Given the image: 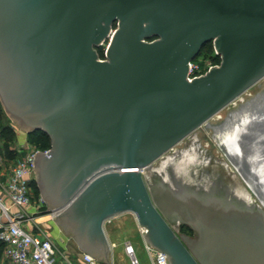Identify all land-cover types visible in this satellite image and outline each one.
<instances>
[{
    "label": "water",
    "instance_id": "95a60500",
    "mask_svg": "<svg viewBox=\"0 0 264 264\" xmlns=\"http://www.w3.org/2000/svg\"><path fill=\"white\" fill-rule=\"evenodd\" d=\"M209 42L221 62L190 80ZM263 78L264 0H0V103L21 130L50 137L35 158L40 196L65 235L107 264L105 225L125 212L170 264H203L141 170ZM245 151L264 184V150Z\"/></svg>",
    "mask_w": 264,
    "mask_h": 264
},
{
    "label": "rangeland",
    "instance_id": "374dc122",
    "mask_svg": "<svg viewBox=\"0 0 264 264\" xmlns=\"http://www.w3.org/2000/svg\"><path fill=\"white\" fill-rule=\"evenodd\" d=\"M108 44L109 40L100 48L105 51ZM195 61L207 64L210 60L204 54H199ZM262 120L264 78L210 119L208 124L199 127L177 144L174 150L171 149L150 167L141 170L154 202L168 220L173 216L192 217L194 220V229L186 223L173 227L184 240V237L194 240L192 243L195 246L185 242L197 252L203 264H264V218L259 208L252 205L256 204L252 203L249 193L263 210L264 206L222 146L225 145L222 136L225 132L236 125H241L238 128L245 125L247 129L244 126L239 132L242 141L247 143L245 149L248 148L252 153L264 150V142L259 137L264 136ZM195 138L199 147L194 148L197 149L190 148ZM222 161L227 162L235 174L226 172ZM238 178L242 182L240 185ZM244 186L250 190L249 193ZM39 197L34 191L33 204L38 202ZM49 208L45 203L44 211L37 215L52 220L45 228H56L70 246L76 244L72 237L68 238L57 226ZM105 231L112 246L108 264H134L127 252L128 245L134 246L139 264H152L144 230L134 213L125 212L110 219ZM100 263L107 264L103 261Z\"/></svg>",
    "mask_w": 264,
    "mask_h": 264
},
{
    "label": "built area",
    "instance_id": "2783aa9c",
    "mask_svg": "<svg viewBox=\"0 0 264 264\" xmlns=\"http://www.w3.org/2000/svg\"><path fill=\"white\" fill-rule=\"evenodd\" d=\"M113 32L114 29L107 39L109 42ZM216 65L219 64L211 61L202 64L194 60L190 63L188 78L192 80L199 77ZM48 150L38 149L30 143L22 145L18 149L22 157L12 167L8 181L3 184L0 182V244L4 262L6 264H101L89 253L83 252L73 257L67 247L51 236L47 228L38 221L37 215L44 211L45 202L39 197L38 202L33 205L34 190L31 184L35 180V158L39 152ZM49 211L54 215L50 208ZM130 250L133 252V249L127 246L128 253ZM149 251L152 264H170L166 253L152 247H149Z\"/></svg>",
    "mask_w": 264,
    "mask_h": 264
},
{
    "label": "bare ground",
    "instance_id": "6f19581e",
    "mask_svg": "<svg viewBox=\"0 0 264 264\" xmlns=\"http://www.w3.org/2000/svg\"><path fill=\"white\" fill-rule=\"evenodd\" d=\"M249 94V93H248ZM240 100V99H239ZM236 101V100H235ZM245 104V103H244ZM240 108V107H239ZM238 109V108H237ZM232 110V109H231ZM233 112V111H232ZM237 112V111H236ZM231 113V112H230ZM221 116V115H220ZM247 118V117H245ZM225 120V119H224ZM263 123H264V120H262ZM251 122V121H250ZM222 123V122H221ZM220 123V124H221ZM262 123V124H263ZM208 124V123H207ZM258 124V122H257ZM239 126L241 125H236L234 128H231L229 129L227 132L224 133L223 136V141L225 143V145L223 144L222 146H224V150L226 152V154L233 160V162H235V166H237L239 169H241L242 171V174L247 178L248 182L251 184V186L255 189L256 192L259 193L262 201H264V184H261L259 185V182L257 177L255 178L254 174H253V171L251 172V170L245 168V166H243V158H245L244 156V153L246 152L244 149V146H246V142H243L242 141V136L240 135L241 133L240 130L245 126L243 125V127H240L238 128ZM212 127V126H211ZM247 126H245L246 128ZM247 129V128H246ZM207 132V131H206ZM215 132V131H214ZM195 133V132H194ZM241 138V141H240V138ZM249 136H247L246 138H248ZM261 137V136H259ZM239 138V139H238ZM211 139V138H210ZM239 141H240V144H239ZM198 140L197 138L194 139L193 141V145L190 147V148H193V147H199L198 145ZM245 143V144H244ZM210 145V144H209ZM189 148V149H190ZM174 150V149H173ZM172 150V151H173ZM183 150V149H182ZM204 150V149H203ZM184 151V150H183ZM188 151V150H186ZM207 151V150H206ZM173 153V152H172ZM171 153V154H172ZM185 153V152H184ZM168 158V157H167ZM216 158V157H215ZM166 160V159H165ZM214 160V159H213ZM217 161V160H216ZM223 163V168L226 170V172H231V173H234V171L232 170L231 166L229 164H227V162H224L222 161ZM229 174V173H228ZM235 174V173H234ZM230 177H232L231 174H229ZM236 178H237V175H236ZM182 184V183H181ZM238 184H242V182L239 180L238 178ZM238 186V185H237ZM245 190L249 193V191L247 190V188L244 186ZM239 190V189H238ZM249 197L251 198V201L252 203H255L256 205L252 204L253 206H257L259 208V211L260 213L262 214L263 218H264V210H263V207L261 206V204H259L258 202H256V200L254 199V197L252 196L251 192L249 193ZM169 213V212H168ZM169 222L172 224V226H180L181 223H186L190 226H192L193 228L195 226H193V222L194 220L191 218H187L186 216H180V217H177V216H173V217H170L169 218ZM185 240L194 245L192 242H194L193 239L189 238V237H184ZM199 238V237H198ZM129 247H131L133 249V253H134V246L132 245H128ZM195 246V245H194ZM193 247V246H192ZM197 250V249H196ZM128 252V251H127Z\"/></svg>",
    "mask_w": 264,
    "mask_h": 264
},
{
    "label": "trees",
    "instance_id": "16d2710c",
    "mask_svg": "<svg viewBox=\"0 0 264 264\" xmlns=\"http://www.w3.org/2000/svg\"><path fill=\"white\" fill-rule=\"evenodd\" d=\"M98 52L101 58H104V50L102 48H98ZM207 56V58L213 62L214 64H220L221 57L220 55L216 54L214 51L213 43L209 42L207 43L202 51L200 52V55ZM0 121L2 122L0 126V140L4 141L3 149L4 153L7 156L8 159H14L18 154L17 152L12 149V145L15 142V128L11 122V120L8 118L6 113L4 112V109L0 103ZM28 139L32 145L37 147L41 150H46L51 147V139L50 137L41 131L33 132L28 134ZM32 188L35 191L36 196H40V191L38 189L36 180H33L32 182ZM2 253V245L0 244V255Z\"/></svg>",
    "mask_w": 264,
    "mask_h": 264
},
{
    "label": "crops",
    "instance_id": "0c3cea01",
    "mask_svg": "<svg viewBox=\"0 0 264 264\" xmlns=\"http://www.w3.org/2000/svg\"><path fill=\"white\" fill-rule=\"evenodd\" d=\"M11 122H12V120H11ZM1 124H2V122L0 121V126H1ZM12 124H13V126L15 128L16 135H15V142L12 145L11 148L14 149L17 152L18 155L14 159H12V160L11 159H8L7 156L5 155L4 149H3L4 141L3 140H0V182L2 184L3 183H6L8 181V179L10 177V174H11L12 167L22 157L21 153L18 151L19 147H21L24 144H28L29 143V141H28V134L26 132H24L23 130H21L19 127L16 128V125L13 122H12ZM0 193H1V189H0ZM33 205H35V202H34ZM38 221H40L43 225H45V227H47L46 224H49L52 220L50 218L40 217V218H38ZM47 230H48V233L51 236L53 234L54 237L63 246H66L67 249L69 250V252L72 255H74L75 257L78 254L83 253V251L79 249V247L77 246V244H73V245L70 246V244H68L67 240H64L63 236H61L60 232H58V230H56V228L54 229V228L51 227L49 229L47 228ZM147 249H149V246L147 247ZM137 259H138V257H137ZM138 262H139V259H138ZM0 264H6V262H4L3 252L0 255Z\"/></svg>",
    "mask_w": 264,
    "mask_h": 264
},
{
    "label": "flooded vegetation",
    "instance_id": "af4514ba",
    "mask_svg": "<svg viewBox=\"0 0 264 264\" xmlns=\"http://www.w3.org/2000/svg\"><path fill=\"white\" fill-rule=\"evenodd\" d=\"M117 27V22L114 23V28ZM194 148V147H193ZM194 149H197V148H194ZM264 183V182H263Z\"/></svg>",
    "mask_w": 264,
    "mask_h": 264
}]
</instances>
